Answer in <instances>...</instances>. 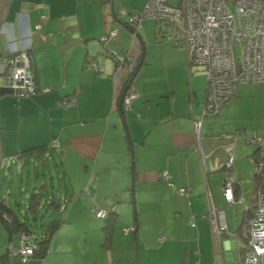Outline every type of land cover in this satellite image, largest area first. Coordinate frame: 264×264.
Returning <instances> with one entry per match:
<instances>
[{
    "label": "crops",
    "instance_id": "obj_1",
    "mask_svg": "<svg viewBox=\"0 0 264 264\" xmlns=\"http://www.w3.org/2000/svg\"><path fill=\"white\" fill-rule=\"evenodd\" d=\"M145 2L0 0L6 54L30 50L38 87L22 98L0 93V157L6 151L16 158L57 140L40 155L58 152L75 193L71 202L78 199L104 221V244L91 252L95 263L80 251L87 264H242L258 187L256 148L248 139L264 135V82L237 86L217 115L204 118L198 140L194 119L205 103L204 69H192L188 55L158 33L153 40L145 20L140 39L132 40L123 12L137 13ZM114 29L117 35L104 41ZM147 41L176 57H150ZM123 54L143 57L132 108L122 113L117 101L128 74L117 68L116 57ZM73 94L75 105H60ZM229 142H236L232 168L225 167ZM163 170L171 184L160 176ZM228 179H234V202L224 194ZM206 181L214 205L224 210L227 229L220 240L206 217ZM180 187H190L188 195L178 193ZM97 206L114 213L109 241ZM131 225L136 230L124 234ZM56 238L50 246L57 252L22 264H60V254L72 250Z\"/></svg>",
    "mask_w": 264,
    "mask_h": 264
},
{
    "label": "built area",
    "instance_id": "obj_2",
    "mask_svg": "<svg viewBox=\"0 0 264 264\" xmlns=\"http://www.w3.org/2000/svg\"><path fill=\"white\" fill-rule=\"evenodd\" d=\"M123 14L127 16L132 40L137 38L142 21L152 19L162 25L157 28L158 35L174 39L187 51L190 65L204 69L207 78L205 103L201 117L194 119L198 140L201 139L204 118L217 115L225 107L234 96L238 83L264 82V0H179L177 3L146 0L141 11L129 14L124 11ZM36 28H40V24ZM116 35L117 30H111L103 40ZM1 57L0 74L5 75V79L0 80V88H10L21 97L36 93L38 87L30 50L16 49ZM116 63L119 70H125L129 75L136 72L139 59L123 54L116 57ZM93 65L97 68V63ZM133 82L123 96L125 109L132 108ZM75 104V94L60 100L64 107ZM248 142L255 148H264V135L254 134ZM50 145L58 146L57 140L53 139ZM235 148L236 142L225 145L226 168L233 166ZM263 169V160L255 163L256 174H261ZM160 176L171 184L167 170H163ZM233 182L234 179H228L224 184V194L229 202L235 201ZM189 191L190 187L178 188L180 194L188 195ZM206 192L210 200L206 217L211 220L214 238L220 240L227 229L224 210L214 205L208 181ZM94 212L99 218L109 215L100 206L95 207ZM135 230V225L123 228L124 234ZM247 233L242 264H264V184L257 187L256 209L248 219ZM18 237V243L9 242L8 253L27 262L38 247V235L22 232Z\"/></svg>",
    "mask_w": 264,
    "mask_h": 264
},
{
    "label": "rangeland",
    "instance_id": "obj_3",
    "mask_svg": "<svg viewBox=\"0 0 264 264\" xmlns=\"http://www.w3.org/2000/svg\"><path fill=\"white\" fill-rule=\"evenodd\" d=\"M123 1L129 3L131 0ZM169 1L177 3L179 0ZM117 2L119 3V0ZM144 20L151 27L153 39L154 32L157 35V28L162 25L152 19ZM7 39V33H0V54L2 56L7 52ZM153 40H156L155 36ZM167 41L174 43V39ZM147 42L150 45L147 48L150 57H176L174 52L170 54L169 50L159 46L155 41ZM179 49L188 55L183 47L179 46ZM1 61L2 57L0 56V64ZM192 69L202 70L203 68L192 65ZM3 79H5V75L0 74V80ZM205 80L207 83V78ZM254 83L260 82L238 83L237 86ZM14 95L17 98H22L17 94ZM6 156L8 155L5 151L0 157L2 165L0 169V197L7 199L8 204L20 220L26 222L35 235H40L43 228L47 230L54 220H60V226L64 225V228L59 233H55L53 238L57 234V243L61 242L62 246H66L72 252L60 254L61 256L55 262L58 261L60 264H87L85 259L88 254L89 257H93L90 262L95 263V256L91 255V252L95 251L94 249L97 251L99 245L104 244V237L101 234L104 221L103 219L95 220L90 209L85 208L78 199L73 203L71 202L75 193L70 189L69 176L64 172L58 152L52 151L39 157L25 156L20 159ZM34 192H39L42 195V200L37 208L32 210L31 196ZM18 241V234H13L10 239L8 230L0 225V257L8 253L9 242L18 243ZM82 250H86L88 253L82 254L80 252ZM50 251L49 256L57 252L53 245L50 246ZM7 260L12 264L23 263L19 258H14L9 254Z\"/></svg>",
    "mask_w": 264,
    "mask_h": 264
},
{
    "label": "trees",
    "instance_id": "obj_4",
    "mask_svg": "<svg viewBox=\"0 0 264 264\" xmlns=\"http://www.w3.org/2000/svg\"><path fill=\"white\" fill-rule=\"evenodd\" d=\"M126 23L129 26L127 20H126ZM1 27H2V24L0 25V29H1ZM157 33H158V29H157ZM159 37H162L164 39H168L166 36H162V35H159ZM137 38L140 39V34H138ZM174 44L177 45V43H175V42H174ZM140 57H143V56H138L139 63H138V66L136 68V72H133V73H130L129 75H127V78H126V80H125V82H124V84L120 90L119 95H118L117 107L122 113L125 110L124 105H123V96H124L126 90L128 89L131 81H134V76L136 75L137 71L139 70V68L142 64V59ZM51 149H52V146L50 144L34 147L31 149H27V150L22 151V153H19V155H17L18 157H16V158L20 159L22 157L31 156L34 154H39V156H41L40 154H44L45 152L50 151ZM253 156H254L255 163L260 161V160L264 161V157L262 156V148H256L254 153H253ZM1 167H2V165L0 164V169H1ZM255 179L257 180L258 186L261 184H264V169H263V172L261 174H256ZM41 200H42V195L39 192H34L32 194V196H31V208H32V210L37 208V205L41 202ZM0 209L4 211L3 216L0 217V225L8 230V232L10 233V239H11L13 234H18V233H22V232L33 233L30 226L26 222L20 220V218L14 212L13 208L8 204L7 199L4 197H0ZM113 214L114 213H110L107 216V218H105L104 230L106 231V240L107 241H109L110 231H111L113 224H114L113 218H112ZM59 226H60V220H54L47 230H45L43 228L42 233L40 235H38V238H37L38 239V247L35 250L33 257L44 259L48 256V254L50 252V244H51L52 238H53L54 234L57 232ZM8 254L9 253L2 255L0 257V263L1 264H12L11 262H9L7 260Z\"/></svg>",
    "mask_w": 264,
    "mask_h": 264
},
{
    "label": "water",
    "instance_id": "obj_5",
    "mask_svg": "<svg viewBox=\"0 0 264 264\" xmlns=\"http://www.w3.org/2000/svg\"><path fill=\"white\" fill-rule=\"evenodd\" d=\"M7 92H13L12 89L4 87V88H0V93H7ZM4 211L0 209V217L3 216Z\"/></svg>",
    "mask_w": 264,
    "mask_h": 264
},
{
    "label": "flooded vegetation",
    "instance_id": "obj_6",
    "mask_svg": "<svg viewBox=\"0 0 264 264\" xmlns=\"http://www.w3.org/2000/svg\"><path fill=\"white\" fill-rule=\"evenodd\" d=\"M0 11H1V6H0ZM3 16L2 15H0V25L2 24V22H3V18H2Z\"/></svg>",
    "mask_w": 264,
    "mask_h": 264
}]
</instances>
